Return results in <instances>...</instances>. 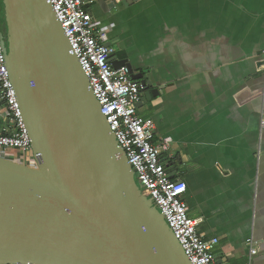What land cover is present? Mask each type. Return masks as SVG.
Wrapping results in <instances>:
<instances>
[{"label":"water","instance_id":"obj_1","mask_svg":"<svg viewBox=\"0 0 264 264\" xmlns=\"http://www.w3.org/2000/svg\"><path fill=\"white\" fill-rule=\"evenodd\" d=\"M3 3L6 67L36 164L0 158V264H189L136 186L52 6ZM109 62L152 86L127 60Z\"/></svg>","mask_w":264,"mask_h":264},{"label":"crops","instance_id":"obj_2","mask_svg":"<svg viewBox=\"0 0 264 264\" xmlns=\"http://www.w3.org/2000/svg\"><path fill=\"white\" fill-rule=\"evenodd\" d=\"M91 9L118 61L157 91L137 113L155 124L171 179L185 183L202 240L220 264H264V0H106ZM142 99V97H141ZM0 129L12 127L0 120ZM19 163V162H18Z\"/></svg>","mask_w":264,"mask_h":264},{"label":"built area","instance_id":"obj_3","mask_svg":"<svg viewBox=\"0 0 264 264\" xmlns=\"http://www.w3.org/2000/svg\"><path fill=\"white\" fill-rule=\"evenodd\" d=\"M69 42L70 52L89 82L100 112L141 186V193L161 213L167 226L181 246L189 264H218L214 248L218 238L202 240L197 231L199 220L189 217L184 199L186 185L171 179L160 155L169 151L171 139L155 141L152 119L138 115L145 86L131 79L125 66L114 68L109 57L114 53L107 28L93 22L91 7L97 0H47ZM263 58L260 60L264 65ZM0 120L12 129H0V158L18 163L14 150H21L22 160L35 167L28 131L6 67L0 37ZM264 130V119L260 121ZM9 155L11 157L9 158ZM13 159V160H11ZM28 160L31 164H28ZM23 161V162H22ZM248 255L245 264H252L258 253V242L245 240Z\"/></svg>","mask_w":264,"mask_h":264},{"label":"rangeland","instance_id":"obj_4","mask_svg":"<svg viewBox=\"0 0 264 264\" xmlns=\"http://www.w3.org/2000/svg\"><path fill=\"white\" fill-rule=\"evenodd\" d=\"M0 9H1V7H0ZM1 15H2V14H1V11H0V18H1ZM14 154H15L16 157H17V158L14 159V160H16V161H18V162H19L20 160H22V157H23L22 155H23V154H22L21 150H18V149H17V150H14ZM10 157H11V155H9V158H10ZM11 160H13V159H11ZM22 162H23V161H22ZM27 163H28V164H31L29 160H28ZM133 177H134V181H135L136 186H137V187L139 188V190L141 191V186H140V184L138 183V181H137V179H136V177H135L134 174H133ZM151 204H152V203H151ZM152 205H153V204H152ZM154 209H155L156 211H158L157 208L154 207ZM158 212H159V211H158ZM159 213H160V212H159Z\"/></svg>","mask_w":264,"mask_h":264},{"label":"trees","instance_id":"obj_5","mask_svg":"<svg viewBox=\"0 0 264 264\" xmlns=\"http://www.w3.org/2000/svg\"><path fill=\"white\" fill-rule=\"evenodd\" d=\"M0 11H1V18H0V33L4 36L6 35V27H5V11H4V3L3 0H0ZM151 202V201H150Z\"/></svg>","mask_w":264,"mask_h":264}]
</instances>
